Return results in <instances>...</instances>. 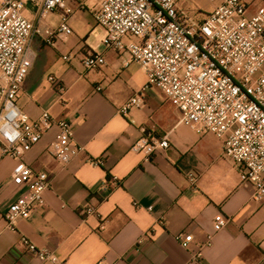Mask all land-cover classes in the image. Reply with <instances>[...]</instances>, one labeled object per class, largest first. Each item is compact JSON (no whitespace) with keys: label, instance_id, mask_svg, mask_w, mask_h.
I'll list each match as a JSON object with an SVG mask.
<instances>
[{"label":"crops","instance_id":"obj_1","mask_svg":"<svg viewBox=\"0 0 264 264\" xmlns=\"http://www.w3.org/2000/svg\"><path fill=\"white\" fill-rule=\"evenodd\" d=\"M255 9L251 3L250 11ZM53 15L57 24L45 26H58L60 12ZM27 16L34 19L29 5ZM70 26L73 35L56 47L33 41L36 58L16 104L30 120L49 111L71 121L84 151L60 166L49 154L57 134L53 129L26 154V163L49 174L51 184L45 205L14 229L6 228L4 217L25 188L12 182L16 161L0 163V264H50L28 255L22 237L64 264H264V200L255 201L252 187L241 185L236 165L222 155V143L180 123V112L156 88L145 93L143 107L121 115L120 108L146 83L143 69L135 62L125 66L127 56L89 45L95 26L89 10L76 12ZM86 49L102 54L105 66L88 71L77 57L62 59ZM49 77L66 87L63 102ZM144 136H166L170 148L146 161L131 150ZM97 159L103 166L90 163ZM190 173L198 176L194 190ZM113 178L120 187L100 201L97 187ZM87 206L96 207L97 214L83 216ZM218 213L230 223L216 233ZM181 234L193 237L188 249L180 245Z\"/></svg>","mask_w":264,"mask_h":264},{"label":"built area","instance_id":"obj_2","mask_svg":"<svg viewBox=\"0 0 264 264\" xmlns=\"http://www.w3.org/2000/svg\"><path fill=\"white\" fill-rule=\"evenodd\" d=\"M84 1L0 0V163L5 159L16 161L12 182L25 188L4 217L6 228L14 229L17 221L29 218L45 205L51 176L35 171L25 161L26 154L45 135L57 130L49 154L62 167L84 151L76 143L71 121L58 120L49 111L30 120L16 101L36 58L33 41L39 39L48 47L65 42L73 35L70 21L76 12L86 9L104 32L100 44L119 56H127L125 66L137 63L147 78L119 113L126 115L131 109L143 107L145 93L158 89L180 112V123L195 127L198 133L212 134L222 143V155L236 165L241 185L252 187L253 199L263 201L264 2L210 0L212 12L195 20L182 8L186 0ZM251 3H256L253 13ZM27 5L34 10L33 20L27 16ZM56 12H60L58 26H45ZM76 57L88 71H98L106 64L103 55L91 49L62 59L71 62ZM49 82L63 102L67 89L62 81L49 77ZM169 148L166 136H144L131 146L146 161ZM90 163L101 167L104 161ZM197 180L195 173L188 175L190 189L196 188ZM120 185L116 178L100 184L96 189L100 201L108 199ZM96 214L93 206L82 211L86 217ZM229 223L230 218L218 213L214 232L224 230ZM192 238L181 234L178 240L188 249ZM20 243L28 255L42 263L64 264L54 253L38 249L26 237Z\"/></svg>","mask_w":264,"mask_h":264},{"label":"rangeland","instance_id":"obj_3","mask_svg":"<svg viewBox=\"0 0 264 264\" xmlns=\"http://www.w3.org/2000/svg\"><path fill=\"white\" fill-rule=\"evenodd\" d=\"M219 4L216 3V5ZM30 6V5H29ZM182 8L186 12V14L195 19V20H202L204 17L212 12L213 7L210 3V0H186ZM48 25L54 26L58 22L57 15H51L46 21ZM103 38V30L99 28L98 26H94L93 31L90 34V37L88 39V43L90 46L95 48L98 51L106 50L104 46L100 44L101 40ZM26 99L23 97L21 99V103L25 102Z\"/></svg>","mask_w":264,"mask_h":264}]
</instances>
